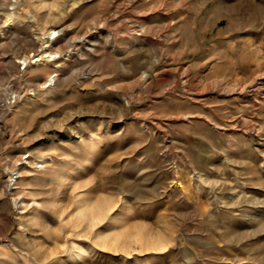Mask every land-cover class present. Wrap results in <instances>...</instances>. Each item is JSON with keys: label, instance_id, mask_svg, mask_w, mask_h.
Masks as SVG:
<instances>
[{"label": "rangeland", "instance_id": "374dc122", "mask_svg": "<svg viewBox=\"0 0 264 264\" xmlns=\"http://www.w3.org/2000/svg\"><path fill=\"white\" fill-rule=\"evenodd\" d=\"M0 264H264V0H0Z\"/></svg>", "mask_w": 264, "mask_h": 264}, {"label": "bare ground", "instance_id": "6f19581e", "mask_svg": "<svg viewBox=\"0 0 264 264\" xmlns=\"http://www.w3.org/2000/svg\"><path fill=\"white\" fill-rule=\"evenodd\" d=\"M57 32H58V31H57ZM57 32H56L55 29H52V30L49 32V34H55V33H57ZM51 54H52V52H47V53L45 52V53L43 54V56H49V55H51ZM36 59L39 60V59H41V57L37 55V56H36ZM82 211H83V210H82ZM82 211H81V213H80V216H81V217H85V216H86V217H87V216L90 217V218H89V219H91L90 222L93 223V224H94L95 222H97V218H98V217H97V208H92L91 210L88 211L87 214H86L85 212H82ZM84 211H86V210H84ZM75 258H76V262H78V261L81 260L82 256H79V255H78V256H76Z\"/></svg>", "mask_w": 264, "mask_h": 264}]
</instances>
